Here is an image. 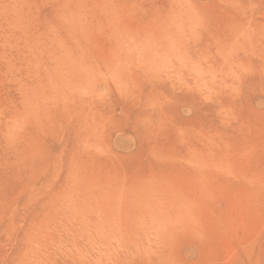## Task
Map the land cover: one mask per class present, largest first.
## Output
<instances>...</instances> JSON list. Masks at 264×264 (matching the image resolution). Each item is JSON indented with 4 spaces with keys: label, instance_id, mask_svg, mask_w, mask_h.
Returning <instances> with one entry per match:
<instances>
[{
    "label": "rangeland",
    "instance_id": "rangeland-1",
    "mask_svg": "<svg viewBox=\"0 0 264 264\" xmlns=\"http://www.w3.org/2000/svg\"><path fill=\"white\" fill-rule=\"evenodd\" d=\"M0 264H264V0H0Z\"/></svg>",
    "mask_w": 264,
    "mask_h": 264
},
{
    "label": "bare ground",
    "instance_id": "bare-ground-1",
    "mask_svg": "<svg viewBox=\"0 0 264 264\" xmlns=\"http://www.w3.org/2000/svg\"><path fill=\"white\" fill-rule=\"evenodd\" d=\"M133 45V44H132ZM142 45H140V47H141ZM138 47V46H137ZM141 50H142V48H141ZM185 205H187V204H185ZM189 206V205H188ZM186 207V206H185ZM187 208V207H186ZM189 208V207H188ZM187 210V209H186ZM189 210V209H188Z\"/></svg>",
    "mask_w": 264,
    "mask_h": 264
}]
</instances>
